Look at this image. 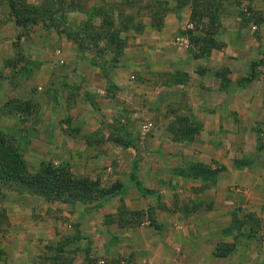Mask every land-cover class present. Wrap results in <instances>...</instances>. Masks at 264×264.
I'll return each mask as SVG.
<instances>
[{"label":"crops","instance_id":"crops-1","mask_svg":"<svg viewBox=\"0 0 264 264\" xmlns=\"http://www.w3.org/2000/svg\"><path fill=\"white\" fill-rule=\"evenodd\" d=\"M161 1L170 10L163 16L160 28L153 25L150 17L140 15L137 19L141 25L121 32L126 44L120 64L135 72L130 75L132 78L136 75L134 88L126 87V91L139 90L146 97L153 93L154 99L144 102L159 118L151 136L141 144L118 145L131 153V163L137 153L147 163L156 152L155 164L150 161L142 169L138 161L137 177L140 182L155 179L157 187L141 182L152 192L143 195L139 191L143 195L140 204L125 197L124 207L129 211L142 210L147 219L155 209L157 218L154 222L145 220L150 221L151 228L137 230L131 239L124 233L114 234L113 228L132 218L130 214L119 216L121 205L114 202L120 194L129 193V188L89 209V215H100L97 229L104 228L100 236L92 238L93 252L99 256L95 263L209 264L206 260L214 259L215 254L200 245L222 221V213L227 216L239 211L243 202L256 197L254 190L264 196V148L260 145V141L264 142L260 139L264 133V70L258 71L259 67L264 69V0H217L218 24L212 28V46L190 44L185 33L193 29L190 17L197 1ZM113 2L93 0L91 5ZM210 27L209 18L204 15L198 31ZM66 37L69 38L67 34ZM104 46L103 41L92 42L86 49L91 55L79 52L87 67H96L95 78H87L88 86L85 85L90 93L105 91L99 86L106 81L98 73L99 63L89 58L96 53L111 56L109 51L104 53ZM116 71L111 75L119 86L125 79ZM133 112L131 109L125 114ZM183 121L192 127V134L174 136L173 130L180 129ZM196 163L216 170L212 181L184 171ZM37 197L25 191L5 195L10 222L1 239L5 254L0 264H53L46 251L59 240L58 235L52 234L59 223L46 214L37 220L30 218L35 210L32 201ZM78 226L77 221L75 227ZM122 227L134 229L130 224ZM164 227L167 234L160 230ZM69 238L58 242L68 248L84 241L76 235ZM75 258V264L84 260L82 250H77Z\"/></svg>","mask_w":264,"mask_h":264},{"label":"rangeland","instance_id":"rangeland-1","mask_svg":"<svg viewBox=\"0 0 264 264\" xmlns=\"http://www.w3.org/2000/svg\"><path fill=\"white\" fill-rule=\"evenodd\" d=\"M27 1L36 3V0ZM58 1L46 0L42 11L49 15L40 16L37 23L22 26L15 22L9 0H0V133L18 144L30 170H37L43 160L67 164L76 176L97 180L103 186L120 183L129 188L132 191L130 194L126 192L114 199L117 205H123L125 197L140 204L143 195L128 175L131 153H126V149L118 148V145L141 144L140 141L151 136L159 116L144 101L154 99L153 93L149 92L146 97L139 90L133 93L130 89L126 91V87L134 88L136 75L132 78L130 75L135 72L120 67L125 53L114 64L110 61L112 55L107 57L106 54L96 53L90 56L99 63L98 73L106 78L104 84L95 85L104 87L105 91L94 94L86 90L87 78H95L93 71L95 74L96 67H87L79 55V47L77 49L76 42L66 37V31H71L82 21L84 10L93 0H62L63 5H59L61 0ZM81 40L80 46L84 47L82 55H91L86 49L92 41L84 38ZM115 70L116 75L118 73L125 79L119 86L112 79ZM263 70L258 68L261 73ZM131 109L135 112L125 114ZM149 122L152 125L144 130L143 125ZM263 135L260 134L261 140L264 139ZM260 143L264 148V142ZM153 155L148 162L155 164L156 152ZM141 157L139 154V165L143 169L148 162L145 163ZM141 182L154 189L157 187L155 179H142ZM11 191L23 192L0 185V259L5 254L4 246L1 245L3 231L10 222L9 205H5L10 197L6 199L5 195ZM254 194L256 197L243 202L245 205L239 211L227 216L222 213V221L206 237L207 241L200 245L206 251L212 249L215 254L214 259L206 262L264 264V196L255 190ZM98 202L71 204L47 201L42 196L33 199L35 210L29 215L32 220L46 214L59 223L52 231L53 235H58L59 240L73 235L84 238L81 244H72L68 248L62 246L61 251L57 247L62 242L57 240L46 251L53 264H75L79 249L82 250L84 260L78 264H108L106 261L94 262L99 256L93 252L92 238L100 236L104 228L97 229L96 226L100 215L93 212L94 216H91L89 212ZM143 213L127 222L134 229L120 225L119 228H113L114 234L123 236L124 233L131 239L143 227L148 231L151 228L150 221L145 223V220L156 221L157 213L154 209L148 219L146 213ZM77 221L80 229L75 227ZM160 230L167 232L165 227ZM228 248L224 256L218 255ZM54 257L58 258L54 260Z\"/></svg>","mask_w":264,"mask_h":264},{"label":"trees","instance_id":"trees-1","mask_svg":"<svg viewBox=\"0 0 264 264\" xmlns=\"http://www.w3.org/2000/svg\"><path fill=\"white\" fill-rule=\"evenodd\" d=\"M41 3H29L27 0H9L11 14L17 24L26 26L37 23L40 16L46 17L49 13L42 11L46 0ZM188 0H179L187 3ZM197 1V2H196ZM60 0L57 2L59 3ZM196 5L192 7L190 22L193 29H188L190 44L200 43L203 46H212L215 40L212 37L213 29L218 24L217 11L219 2L217 0H193ZM63 1L59 5H63ZM180 5V4H179ZM178 5V6H179ZM41 9V10H40ZM170 10L161 0H119L113 3L101 5H90L84 10L82 21L71 31H66L67 36L74 40L82 51L81 39H89L93 43L103 41L104 53L111 52L110 61L114 64L122 54L126 40L121 36L122 31L141 25L137 19L140 14L148 16L153 21V25L160 28L163 23V16ZM43 13H41V12ZM207 16L211 27L206 31L198 26L202 23V17ZM76 28L79 30L77 31ZM76 30V31H74ZM91 42V43H92ZM81 47V48H80ZM181 128L173 130L174 136L182 137L192 134V127L183 121ZM182 135V136H181ZM139 154L137 153L131 163L129 179L132 180L136 188L143 194L151 193V189L145 187L137 177ZM191 176H200L206 182L213 180L216 170H211L201 163L190 164L184 170ZM0 185L25 191L27 193L42 196L47 201H61L64 203H88L99 200L97 207L101 206L109 197L121 193L125 187L120 183L110 186H103L97 180L88 177L74 175L67 164H55L50 160L41 161L37 170H30L23 157V152L12 138L0 133ZM130 214L137 218L143 215L142 210H127L124 204L119 207V216ZM110 217V215H107ZM126 220L123 225H129ZM152 221V219H151ZM230 229V227H228ZM66 241L70 238L66 237ZM64 243H60L57 249L62 250ZM223 250L219 256H224ZM58 257H54V260Z\"/></svg>","mask_w":264,"mask_h":264},{"label":"built area","instance_id":"built-area-1","mask_svg":"<svg viewBox=\"0 0 264 264\" xmlns=\"http://www.w3.org/2000/svg\"><path fill=\"white\" fill-rule=\"evenodd\" d=\"M189 26H190V24H189ZM150 126H151V123H146L143 125V128H144V130H148Z\"/></svg>","mask_w":264,"mask_h":264}]
</instances>
